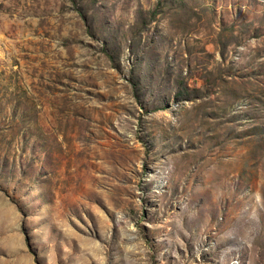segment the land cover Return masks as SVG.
<instances>
[{
    "label": "rangeland",
    "instance_id": "1",
    "mask_svg": "<svg viewBox=\"0 0 264 264\" xmlns=\"http://www.w3.org/2000/svg\"><path fill=\"white\" fill-rule=\"evenodd\" d=\"M0 264H264V0H0Z\"/></svg>",
    "mask_w": 264,
    "mask_h": 264
}]
</instances>
